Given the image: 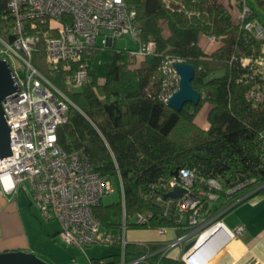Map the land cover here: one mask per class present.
Returning <instances> with one entry per match:
<instances>
[{
	"label": "trees",
	"instance_id": "1",
	"mask_svg": "<svg viewBox=\"0 0 264 264\" xmlns=\"http://www.w3.org/2000/svg\"><path fill=\"white\" fill-rule=\"evenodd\" d=\"M124 1L135 10L142 42L155 43L154 55L136 64L138 59L130 51L111 47L100 84L91 67L95 51L89 58L88 84L71 92L64 86L66 74L46 66L42 45L33 54L32 65L72 103L66 124L56 131L60 148L65 153L84 151L102 176L116 180L118 172L126 216L150 214L148 229L175 228L182 236L187 232L177 229L174 214L163 217L153 202L156 195H166L165 186L175 171L195 170L202 179L217 180L218 195L226 205L249 192L264 194V100L255 104L245 97L253 89L264 96V40L233 24L217 0H171L169 8L162 0ZM253 1L264 13V0ZM4 5L5 0H0V12ZM250 10V20L264 28ZM9 26L10 21H0V35ZM201 36L214 37L218 47L205 52L199 44ZM259 58L263 68L254 64ZM245 59L250 64L242 67L240 60ZM168 61L193 67L191 85L200 95L196 106L186 104L180 112L167 106L164 98L178 89V83L173 88L169 80L171 74L163 70ZM205 102L211 106L209 127L202 130L195 117ZM233 189L234 194L228 193ZM94 215L106 230H117L122 222L121 203L99 205ZM140 229L147 228L129 230ZM149 249L157 251L160 245ZM144 253V247L128 244L124 264H133ZM90 262L121 264V259L118 252ZM185 263L159 254L136 264Z\"/></svg>",
	"mask_w": 264,
	"mask_h": 264
},
{
	"label": "built area",
	"instance_id": "2",
	"mask_svg": "<svg viewBox=\"0 0 264 264\" xmlns=\"http://www.w3.org/2000/svg\"><path fill=\"white\" fill-rule=\"evenodd\" d=\"M162 1L169 8L171 0ZM236 5L240 11L233 24L255 39L264 40V28L250 20L251 10L245 0H238ZM135 17L134 8L127 6L124 0H5L0 12V21H10L4 35H0V60L8 63L17 87L14 96L2 101L10 130V156L0 158V189L10 196L18 186H24L40 217L58 224L56 239L61 246L79 250L88 246H116L121 264H124L129 229L151 230L148 229L151 215L126 216L118 172L116 180L102 176L96 172L87 153L82 150L65 153L60 148L56 131L66 124L72 103L32 65V56L42 45L48 69L66 74L64 86L68 92L80 90L89 82L92 53L111 47L117 39L129 37L137 44V49L129 52L135 59L155 54L153 41L142 42ZM98 38L101 39L100 47H97ZM205 38L207 47L218 42L214 37ZM240 61L242 67L250 64L247 59ZM173 62L168 61L163 70L174 76L178 83L171 66ZM254 64L263 68L261 58ZM258 73L262 74V70ZM171 95L164 98L166 103ZM245 97L255 104L264 100L263 94L256 89ZM113 183L122 197V222L117 230H106L95 217L94 210L101 205L104 196L114 192ZM165 188L166 194L175 188L185 194L178 200L156 195L153 202L163 217L174 214L177 229L187 233L154 252L150 251V245H140L145 253L133 264L159 254L166 257L170 250L185 248L194 237L196 245L198 237L215 221L210 213L211 206L221 201L218 195L221 185L217 180L202 179L195 170H181ZM233 191L235 189L228 193ZM215 225L220 226L219 223ZM175 230L151 231L165 236L168 231ZM242 230L237 227L234 234L226 233L233 237L240 235Z\"/></svg>",
	"mask_w": 264,
	"mask_h": 264
},
{
	"label": "crops",
	"instance_id": "3",
	"mask_svg": "<svg viewBox=\"0 0 264 264\" xmlns=\"http://www.w3.org/2000/svg\"><path fill=\"white\" fill-rule=\"evenodd\" d=\"M217 1L227 10L230 19L234 22L240 11L235 0ZM245 4L254 11L253 2L247 4L245 0ZM254 12L257 14L256 11ZM162 33L165 37L169 35L167 30L164 33V29ZM200 43L203 45L204 40H200ZM211 46L207 47L205 44L202 50L209 53L218 47V45L214 48ZM103 81V79L98 80V82ZM210 108L211 106L208 110ZM203 122L204 119L201 120V125L197 126L207 130L209 126L208 124L205 126ZM24 188L18 186L10 196L5 195L0 189V254L22 252L33 254L47 264H80L71 253L70 248L74 249V247H63L57 242L58 224L40 217L38 210L31 203L30 194L23 195ZM253 192L246 193L227 205L221 200L211 206L212 211H216L213 216L214 223H219L221 226L217 237L219 242L223 241V243L203 264L264 263V194L251 195L250 193ZM34 207L37 212L33 211ZM50 223H55V229L50 228ZM237 227L243 228L240 235L233 237L227 235L226 232L234 234ZM172 233L173 238L180 237L178 233ZM134 234V239L127 238L128 244L159 245L160 238L163 239V236L151 230L138 231ZM184 249V247L179 248L173 259L181 260L185 253ZM191 252H195V248L185 253L188 260L192 256ZM187 264L193 263L190 260Z\"/></svg>",
	"mask_w": 264,
	"mask_h": 264
},
{
	"label": "water",
	"instance_id": "4",
	"mask_svg": "<svg viewBox=\"0 0 264 264\" xmlns=\"http://www.w3.org/2000/svg\"><path fill=\"white\" fill-rule=\"evenodd\" d=\"M173 72L178 77V89L175 91L167 101V106L176 112H180L184 105L191 104L196 106L199 103L200 95L192 88V81L194 79L195 71L191 65L183 62L174 61L172 63ZM17 93V87L12 79V73L6 61L0 60V158L10 156V141H9V127L6 124L5 115L2 109V101L6 98L14 96ZM177 176V171L172 175ZM185 191L175 188L172 192L166 194L164 199L178 200L183 197ZM221 229L218 226L217 230ZM213 238V237H212ZM211 238V239H212ZM196 246L193 242L185 247V253L195 247V252H191L193 264H203L215 250H217L222 243L209 245L207 243ZM219 245V246H218ZM206 248V249H205ZM204 252V254L202 253ZM202 253V254H201ZM200 254V255H199ZM202 258H201V257ZM184 262L183 260H181ZM0 264H47L38 259L33 254H25L22 252H10L0 254Z\"/></svg>",
	"mask_w": 264,
	"mask_h": 264
},
{
	"label": "rangeland",
	"instance_id": "5",
	"mask_svg": "<svg viewBox=\"0 0 264 264\" xmlns=\"http://www.w3.org/2000/svg\"><path fill=\"white\" fill-rule=\"evenodd\" d=\"M251 1L254 4L253 8H254V11L257 12V16H258L259 20L261 21V23H264V13L256 7L255 2L253 0H247V4H252ZM164 33H165V30H164ZM200 40H204L203 45L200 43ZM100 41H101V39L98 38L97 47L101 46ZM206 42H207V38H205V36H201L199 39V43H200V46L202 48L204 47ZM111 47H114L116 50H121V51H126V50L134 51L137 49V44L133 40H131L129 37H124V38L115 40ZM111 47H109L107 49L97 50L94 53V56L92 57L91 67L94 70L95 75L97 76L98 80L103 79V77H104L103 67L107 63L108 49H110ZM211 47L214 48V47H217V45H213ZM140 62H141V59H138L136 64H139ZM169 80L171 81L173 88H174L175 85L177 84V79L174 76H170ZM209 107H210V104L208 102H205L199 108V110L196 114V117H195L196 125H201L200 123H201L202 119H204L203 123H205V126H206V124H208L207 123V116H208L207 110L209 109ZM113 189H114V192L111 195L104 196L101 199L100 203L102 206H109L111 204L119 203L122 200V197L120 195L118 187L116 186L115 183H113ZM23 190L26 191L27 189L24 188ZM25 191H22L23 195L25 194L26 196H29L30 193L28 192V190L26 192ZM233 192H235V191H233ZM233 192L230 194H234ZM35 210L36 209L34 207L33 211L37 212V210L36 211ZM215 224L216 223L213 222V224L208 226L204 230V232L206 230L210 229L211 227L215 226ZM49 225H50L51 229H55V226H56L55 223H50ZM219 230L220 229L217 230V233H219ZM130 231L131 232L127 233V238L134 239L135 238V234H134L135 232L144 231V230L140 229V230H130ZM161 238L159 240L160 241V243H159L160 249L165 248L166 243L174 241L176 239V238H173L172 231H168L167 234L165 236H163L162 240H161ZM195 240H196V237H194L191 242H193ZM191 242H187L185 244V247L187 245H189ZM178 249L170 250L169 252H167L166 257L173 259V257L176 256V253L179 252ZM70 250H72V252H71L72 255H74L76 257V259L79 261L80 264H90V260H92V259H107L111 256L118 254V252H119V249L116 246H88V247H84L82 250H77L75 248L74 249L70 248ZM186 262L189 263L190 260H188V258H187Z\"/></svg>",
	"mask_w": 264,
	"mask_h": 264
},
{
	"label": "bare ground",
	"instance_id": "6",
	"mask_svg": "<svg viewBox=\"0 0 264 264\" xmlns=\"http://www.w3.org/2000/svg\"><path fill=\"white\" fill-rule=\"evenodd\" d=\"M217 228H218V226H213V227H211L210 229H208V230H206L205 232H203L199 237H198V240H197V242H196V246H198V245H200V244H202L201 246H203L204 244H206L207 243V248L209 247V245L211 244V245H213V244H218V242H219V239H218V237H217ZM220 236V235H219ZM213 237V238H212ZM212 238V239H211ZM224 239H226V238H224ZM220 243H223V241H221ZM195 246V247H196ZM219 246V245H218ZM195 247H193V248H195ZM206 249V248H205ZM203 254H204V252H202ZM201 253V254H202ZM200 255V254H199ZM201 257V256H200ZM203 257V256H202ZM201 257V258H202ZM183 260L186 262V260H187V258H188V256H187V254H184L183 255Z\"/></svg>",
	"mask_w": 264,
	"mask_h": 264
}]
</instances>
